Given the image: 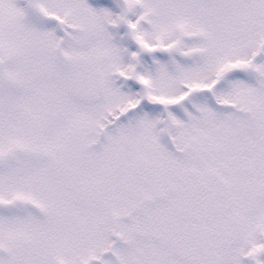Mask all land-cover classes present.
<instances>
[{"label":"snow or ice","instance_id":"6c2138e0","mask_svg":"<svg viewBox=\"0 0 264 264\" xmlns=\"http://www.w3.org/2000/svg\"><path fill=\"white\" fill-rule=\"evenodd\" d=\"M0 264H264V0H0Z\"/></svg>","mask_w":264,"mask_h":264}]
</instances>
